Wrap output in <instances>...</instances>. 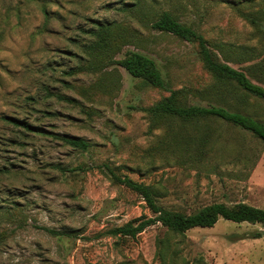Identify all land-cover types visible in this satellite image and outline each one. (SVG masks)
<instances>
[{"label":"rangeland","instance_id":"obj_1","mask_svg":"<svg viewBox=\"0 0 264 264\" xmlns=\"http://www.w3.org/2000/svg\"><path fill=\"white\" fill-rule=\"evenodd\" d=\"M239 1L0 0V264H160L156 241L168 234L160 223L135 238L106 233L152 213L138 193L102 171L103 163L155 188L159 204L186 214L212 202L264 208V143L250 132L218 120L200 121L197 129L153 122L146 109L168 91L116 64L66 74L90 58L83 46L92 39L94 22H115L132 36L114 59L142 52L155 60L182 102L221 105L264 122L263 100L235 84L217 83L194 43L147 23L168 10L211 42L263 49L248 61L229 55L236 68L264 86L263 33L239 15ZM262 6L264 0H255L249 9ZM4 116L43 131L15 127ZM203 130L217 147L240 148L250 159H226L217 173L195 169L170 137ZM71 135L88 140L89 149L61 138ZM170 240L189 264H264V226L258 223L219 218Z\"/></svg>","mask_w":264,"mask_h":264},{"label":"trees","instance_id":"obj_2","mask_svg":"<svg viewBox=\"0 0 264 264\" xmlns=\"http://www.w3.org/2000/svg\"><path fill=\"white\" fill-rule=\"evenodd\" d=\"M254 2L255 0L237 2V11L249 24L262 32L264 37V6L250 10L249 7ZM239 4H244L246 8L242 9ZM134 9L138 11L137 7ZM147 23L152 29L170 33L182 40L194 43L204 68L217 83L235 84L246 93L264 101V86L252 81L243 70L236 68L232 64L233 62H230L232 57L229 55L237 56L236 59L239 62L248 61L260 56L263 49H258L252 45L211 42L202 33L178 20L168 10L155 13L152 17H149ZM88 34L92 36V39H89L90 41L83 48L90 55V58H85L84 63L67 70V75L97 71L108 65L116 64L124 68L132 77L141 79L143 83L168 91L167 95L161 97L146 109L153 122L164 119L177 122L178 127L190 125L197 129L200 121H224L250 132L253 137L264 143V122L250 114L216 104L198 105L182 102L179 99L178 91L167 85L155 60L150 56L139 51H127L124 56L114 59L113 55L116 51L129 42L128 38L132 36L131 31L127 30L123 24L95 21L94 28L89 30ZM220 53L224 54L225 57L221 58ZM4 120L15 127L30 132L43 131L42 127L14 116H4ZM209 134V130H203L194 135L172 132L170 140L174 149L183 152L185 158L191 162L195 169L205 173L219 172V163L226 159L231 158L235 161L250 159L249 155L244 152L241 153L240 148L236 147L228 150L226 146L217 147L215 145L216 141L211 139ZM61 138L68 145L82 151H87L90 147V142L79 136L71 135L62 136ZM56 167L63 172L73 170L63 166ZM100 168L113 182L122 184L138 193L152 213L151 216L130 219L121 225L108 229L106 233L118 238H135L148 226L160 223L168 231L167 236L158 238L156 241L160 264H189L185 259L180 260L182 255L175 246L177 242L172 243L170 239L173 236L184 235L185 231L190 228L213 226L219 218L238 223H258L264 226V208L245 202H236L231 205L223 202H212L202 206L195 212L186 214L180 210L169 209L159 204L157 197L160 196V192L150 185L138 182L126 174H118L107 163L100 165ZM45 230L52 235L57 236L60 234L51 228L46 227Z\"/></svg>","mask_w":264,"mask_h":264}]
</instances>
